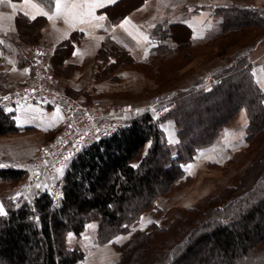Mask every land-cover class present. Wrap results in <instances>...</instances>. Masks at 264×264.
<instances>
[{
  "label": "trees",
  "instance_id": "trees-1",
  "mask_svg": "<svg viewBox=\"0 0 264 264\" xmlns=\"http://www.w3.org/2000/svg\"><path fill=\"white\" fill-rule=\"evenodd\" d=\"M35 1L48 8L54 4V0ZM238 10L217 9L225 16L222 33L232 28L228 26L235 11L240 26H248L255 15L264 20L259 8ZM106 48L110 54L101 63L104 71L121 67L123 56L116 49L134 60L111 37L101 51ZM251 71L247 56L221 74L211 89L194 87L183 92L172 113L181 135L177 147L168 144L159 125L146 114L74 159L65 175L60 206L55 207L47 193L17 208L3 202L7 215L0 216V264H81L85 251L79 244L71 245L68 237L81 238L94 222L99 243L126 237L116 244L121 252L116 264H264V152L246 167L240 181L204 209L191 208L186 216L169 223L134 229L160 196L190 179L183 165L201 148L218 141L223 127L241 110L249 118L248 141H264V92ZM3 76L0 71V84L5 86ZM192 117L201 126L196 134L188 125ZM18 130L12 115L0 109V136ZM23 177L24 173L13 169L0 170V180L18 182Z\"/></svg>",
  "mask_w": 264,
  "mask_h": 264
},
{
  "label": "rangeland",
  "instance_id": "rangeland-1",
  "mask_svg": "<svg viewBox=\"0 0 264 264\" xmlns=\"http://www.w3.org/2000/svg\"><path fill=\"white\" fill-rule=\"evenodd\" d=\"M209 1L211 0H206V3H203L205 5H200V0H172L168 9L163 13V19H155L153 17L154 8L157 4L162 6L163 0L133 1L132 8H141L148 2L146 7L149 8V11L144 10L142 13L132 16L138 27H141L147 33L150 44H155V47H152L146 59L142 60V53L140 52L137 57H133L135 58L133 61L116 49L117 54L123 56L120 59L121 67L104 71L101 63L109 56L110 50L106 48L105 52L101 51V49L104 48L110 37L112 39L110 34H105L104 41L94 61L90 63L92 65L89 70L90 80L93 88V94L90 92L91 95L87 92H81L83 95H73L71 87L66 83V78L70 77L72 70H58L52 60L53 50L42 40L38 29H31L23 21L18 24L19 20L16 19V24L19 26L17 37L19 35L20 41L25 46L24 54H26V51L30 54V62L28 65H22L25 57L21 53L18 58L20 66L17 63L6 64V40L4 41V55L3 57L0 56V71L4 75L3 80L6 85L2 86L0 84V102L7 93L25 84L31 69L30 66L34 61L35 52L37 49L43 48L46 59L51 64L52 73L57 79L58 84L56 87L63 91L68 98H84L87 103H92L94 100H102L114 110L124 108L140 111L147 106L154 105L157 100L159 103H163L165 111L157 116H150L159 125L168 144L177 147L181 140V135L172 113L177 107V99L183 92L194 87L211 89L221 74H224L226 70L234 67L237 62L247 56L251 60L252 74L256 62L261 63L262 61L264 65V20L261 23L259 16L255 15L256 19L247 21L248 26H240L236 24L237 13L235 11L232 13V20H230L232 23L228 26L232 28L222 33L220 24L225 16L217 11V9L222 7L210 4ZM224 1H228L230 4L223 8L235 7V9H239L237 12H240L241 8H259L263 10L262 15H260L264 16V0ZM186 8L191 10V12L187 13ZM200 10L211 13L214 20L213 29L218 34L215 35L213 32L205 40L196 41L190 29L179 24L192 18ZM132 11L128 10L127 13H132ZM184 12L188 15L184 16ZM111 22L114 23L115 21L111 20ZM250 22L253 24H250ZM216 23H218L217 28L214 26ZM113 26L114 30H116L113 36L127 41L128 36L123 29H120L119 23L115 22ZM225 27L227 29V26ZM122 45L126 47L123 43ZM164 45L166 47H163ZM161 46L163 48L159 49ZM133 48H135V45ZM100 51L101 54L98 57ZM22 56L23 58H20ZM138 57L139 59H137ZM103 83L112 86L110 91L95 92L97 87ZM187 107H190V105L188 104ZM8 111L6 112L12 115L16 125L19 124L21 128L15 133L0 136V165H2L0 170L13 169L24 173V177L18 182L0 180V201L2 206L4 202L8 206L13 204L17 208L23 201L32 202L38 196V193L33 189H30L27 195L22 192L29 182V176L34 173L36 164L32 166V170L29 168L27 171H21L20 167H23L26 162L37 156L43 147L53 142L61 131L62 122L55 109H45L37 105L20 108V111L24 113L20 114V116H17L15 112ZM52 115L58 121V124L50 122V116ZM143 115L146 114L135 115V117L139 118ZM238 115L223 127V134L218 141L201 148L191 162L183 165L184 170L188 173L186 168L196 164L194 170L191 171L193 174L188 173L190 179L178 186H174L167 195L160 196L156 206L142 215L140 222L134 227L135 230H145L152 223H163L164 221L169 223L176 217L186 216L191 208L202 210L209 202L240 181L246 167L264 152V141H256V143L248 141V126L244 130L234 125ZM207 116L204 115V120L209 121ZM136 118H132V120ZM131 121L128 122V125ZM46 122H49L52 128L47 129L48 123ZM195 122L192 117L190 122L187 123L192 127V132L196 134L201 126L197 127ZM201 124L204 125L203 123ZM261 139L260 137L259 140ZM225 144L230 146V150L226 151L225 148L221 147V145L225 146ZM213 146H216V152L220 153L218 155L220 164L209 162L210 156L200 157L205 150ZM212 158H214V155ZM67 170V167L59 164L53 168L51 174L65 184ZM20 194L24 196H19ZM228 197L230 198L231 196L227 195ZM96 228L97 224L94 222L88 224V229L81 238L78 239L73 235L68 237L71 245L79 244L85 251V258L81 264L118 263L121 260V252L118 251L116 244L122 243L126 237L117 236L109 242L99 243L95 232Z\"/></svg>",
  "mask_w": 264,
  "mask_h": 264
},
{
  "label": "crops",
  "instance_id": "crops-1",
  "mask_svg": "<svg viewBox=\"0 0 264 264\" xmlns=\"http://www.w3.org/2000/svg\"><path fill=\"white\" fill-rule=\"evenodd\" d=\"M133 3L131 0H54L53 7L48 8L35 0H27V2L25 0H0V56L3 57L4 55V46L1 43L6 40V64H18L19 54L25 53V46L20 41L19 35V38L17 37V32H19L18 24L21 21L27 26L36 24L42 40L53 50L52 60L58 70H72L70 77L66 78V83L71 87L73 95H83V92L91 95L90 92H92L93 88L90 80L89 70L92 68L90 63L94 61L104 41L105 34H110L113 39L121 41L133 57H137L141 52L142 60L146 59L152 47H155V44H150L147 33L141 27H138L132 16L142 13L144 10L149 11V8L146 7L148 2L141 8H132ZM171 3L172 0H163L162 6L157 4L154 8L153 17L155 19H163V13ZM203 3H206V0H200V5H205ZM209 3L222 8L230 4L224 0L219 2L211 0ZM57 4H59V8H57ZM128 10L133 11L132 13H127ZM186 12L190 13L191 10ZM187 13L185 14L184 12V16L188 15ZM16 19L19 20L18 24H16ZM111 20L119 23L120 29H123L129 38H127V41L113 36L116 30H114L113 26L115 22L112 23ZM213 24L214 20L211 13L200 10L192 18L184 20L179 25H184V27L190 29L196 41H202L213 32L215 35L218 34L213 29ZM214 26L217 28L218 23ZM134 45L135 48H133ZM24 57L25 60H23L22 65L25 66L30 62L28 51H26ZM20 58H23V56ZM255 64L253 74L257 84L264 92V65L262 61ZM110 87L112 86L103 83L94 90L98 93L108 92L111 89ZM158 102V100L157 102L155 101V104ZM50 117V122L58 124L53 115ZM46 123H48L47 129L52 128L49 122ZM234 125L244 130L248 126L245 110L239 112ZM17 126L19 127L20 125L18 124ZM221 147L225 148L226 151L230 150V146L226 144L225 146L221 145ZM215 149L216 146L208 148L200 157L210 156L209 162L220 164L218 160L220 153L218 154ZM213 155L214 158H212ZM195 166L196 164L186 168L187 172L193 174L191 171L194 170Z\"/></svg>",
  "mask_w": 264,
  "mask_h": 264
},
{
  "label": "built area",
  "instance_id": "built-area-1",
  "mask_svg": "<svg viewBox=\"0 0 264 264\" xmlns=\"http://www.w3.org/2000/svg\"><path fill=\"white\" fill-rule=\"evenodd\" d=\"M33 57L27 81L3 97L0 109L15 112L17 116L24 114L20 108L29 105L57 111L62 122L59 135L20 169L32 170V166L36 164L34 173L29 176L30 183L28 182L22 191L23 194L27 195L30 189L37 192L38 196L47 193L51 196L52 204L60 206L64 198L65 184L51 174L53 168L63 164L69 169L80 153L126 128L128 122L136 118L135 115L157 116L165 111V105L158 102L140 111L124 108L114 110L102 100L87 103L84 98H68L56 87L58 82L52 73L51 64L46 59L45 50L37 49ZM23 194L19 196H24Z\"/></svg>",
  "mask_w": 264,
  "mask_h": 264
},
{
  "label": "snow or ice",
  "instance_id": "snow-or-ice-1",
  "mask_svg": "<svg viewBox=\"0 0 264 264\" xmlns=\"http://www.w3.org/2000/svg\"><path fill=\"white\" fill-rule=\"evenodd\" d=\"M25 2H27V0H25ZM57 8H59V4H57ZM0 167H2V165H0ZM4 215H7V213L4 210L3 206L0 205V216H4Z\"/></svg>",
  "mask_w": 264,
  "mask_h": 264
},
{
  "label": "water",
  "instance_id": "water-1",
  "mask_svg": "<svg viewBox=\"0 0 264 264\" xmlns=\"http://www.w3.org/2000/svg\"><path fill=\"white\" fill-rule=\"evenodd\" d=\"M0 205H2L1 201H0ZM4 208V207H3ZM5 210V209H4Z\"/></svg>",
  "mask_w": 264,
  "mask_h": 264
}]
</instances>
